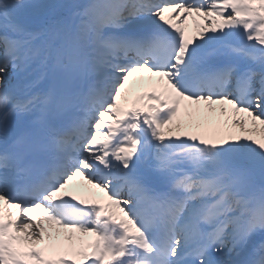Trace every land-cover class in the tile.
I'll return each mask as SVG.
<instances>
[{
  "label": "snow or ice",
  "instance_id": "snow-or-ice-1",
  "mask_svg": "<svg viewBox=\"0 0 264 264\" xmlns=\"http://www.w3.org/2000/svg\"><path fill=\"white\" fill-rule=\"evenodd\" d=\"M0 264H264V0H0Z\"/></svg>",
  "mask_w": 264,
  "mask_h": 264
}]
</instances>
